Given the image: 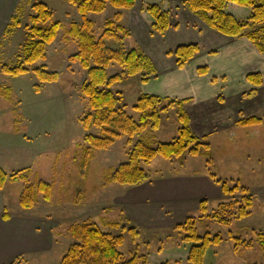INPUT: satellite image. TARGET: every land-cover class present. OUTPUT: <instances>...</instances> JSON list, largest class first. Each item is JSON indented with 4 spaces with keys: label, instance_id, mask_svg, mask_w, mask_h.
I'll use <instances>...</instances> for the list:
<instances>
[{
    "label": "rangeland",
    "instance_id": "374dc122",
    "mask_svg": "<svg viewBox=\"0 0 264 264\" xmlns=\"http://www.w3.org/2000/svg\"><path fill=\"white\" fill-rule=\"evenodd\" d=\"M169 1L179 3L182 0ZM37 2L46 4L53 12L54 21L61 25L55 42L47 47V59L34 65L45 66L49 71L59 74V80L43 85L41 93L34 90L35 85L39 84L34 73L19 77L2 73V65L16 66L21 61L22 46L27 40L25 26L33 13L32 5ZM243 11L248 12L244 9ZM116 12V9L108 6L105 13L89 16L95 24L97 37L104 31L105 21L111 19ZM233 12L239 18H245L247 15L243 12L237 13L234 8ZM17 14L22 26L6 38L9 44L5 50L0 51V87L11 90L8 95L0 93V112L3 113L0 116V167L9 175L30 169L31 181L44 180L50 183L53 186V195L50 202L40 196L35 208L25 210L19 203L23 183L8 182L5 191L10 202L9 212L14 215L20 212L35 217L47 212L58 221L59 218L62 220L63 224L59 229L62 238L59 236L57 238L61 244L50 257L53 264H60L73 243L68 227L83 222L95 223L104 232L123 235L124 244L119 251L124 255L125 261L138 254L148 256V264L162 262L190 264L186 260L187 245L181 234L173 228L162 231L138 228L139 236L133 238L127 231L122 232L106 226V223L108 225L115 222L121 223L126 229L131 226L124 220L120 211L113 210V194L131 186L113 184L103 187V177L109 170L127 162L128 152L133 145H129L128 138L124 137L109 150L96 151L90 165L82 167L85 131L80 119L89 108L87 99L80 93V87L87 78V71L79 63L69 61V58L77 53L78 46L67 34L72 23L82 22L77 7L68 0H22ZM237 40L239 39L236 38ZM133 44L134 42L130 40L126 42L128 49L137 48ZM112 45L110 43V46ZM210 57L199 59L196 63L207 62L205 65L215 74L220 61L217 57ZM256 58L258 59L256 65L264 69V56ZM191 70L189 68L186 72ZM121 71V67L115 64L107 73L113 76ZM261 74L264 79V71ZM160 82L157 80V85ZM151 86L152 84H142L138 76L114 87V91L123 92L126 111L136 121L140 115L133 107L142 95L149 92ZM255 88H257L255 92L249 89L244 95V99L248 101L243 104V109H247L246 112L249 114L241 111L236 123L233 122L236 127L232 129L219 130V127H215L217 131L200 137L202 142L210 145V148L203 149L199 156L185 154L172 160L157 157L149 165H143L151 179L160 176L209 175L211 170L217 180L229 181L231 186L239 183L249 190L252 197L249 217L235 220L230 226L221 225L208 218L198 220V233L201 236L208 231L214 235L220 234L225 239L218 248L214 247L208 251V263L214 262L215 257L217 264L263 263L264 251L257 240L258 234L264 235V83L261 87ZM222 98L220 101H223ZM252 116L262 119V122L252 126L238 125L239 121ZM179 127L177 110L172 109L163 115L157 131H146L145 135L155 137L159 143H168L177 137ZM93 133L97 134L98 131L94 130ZM138 139L135 138L134 142ZM4 148L8 150H5L3 157ZM237 201H242L240 192L226 195L223 201L209 203V214H213L216 210L212 209H217L220 203ZM200 215L198 213L192 217L198 218ZM230 233L241 240L252 241L254 246L235 250L234 243L229 239ZM35 264L48 263L47 260H43Z\"/></svg>",
    "mask_w": 264,
    "mask_h": 264
},
{
    "label": "trees",
    "instance_id": "16d2710c",
    "mask_svg": "<svg viewBox=\"0 0 264 264\" xmlns=\"http://www.w3.org/2000/svg\"><path fill=\"white\" fill-rule=\"evenodd\" d=\"M68 1L77 7L82 17V22L72 23L67 32L78 46L77 53L72 55L69 61L79 63L87 71V78L80 87V93L87 99L89 108L85 116L80 119L85 131L82 167L90 165L96 151L109 150L117 141L127 137L128 144L133 145L128 152V160L104 174L103 187L113 184L132 187L151 180L143 165H149L157 157L166 160L180 158L185 154L197 157L203 149H209L210 145L202 142L191 128V119L186 111L188 100L144 94L133 107L140 115L139 120L136 121L126 111L123 92L114 91L115 86L122 85L130 78L140 76L141 83L147 84L157 74L151 58L144 51L140 48L128 49L126 46L131 32L122 24L123 12L133 10L139 0ZM151 1H142L144 5L141 7V14L150 25L153 35L164 36L171 28V2L169 0H160L159 3ZM108 6L116 9L117 12L111 19L105 21L104 31L97 37L95 24L89 16L105 13ZM181 6L194 14L211 30L229 38H245L261 56H264V0H182ZM233 8L237 13L243 12L247 15L245 18H239L234 14ZM32 9L29 23L25 26L27 40L22 46L21 61L16 66L2 65V73L11 77L34 73L39 83L35 85L34 90L36 93H41L43 85L56 83L59 80V74L49 71L45 66L35 67L34 65L47 59V47L55 42L61 25L54 21L53 12L46 4L34 3ZM18 10L19 7L17 13ZM17 13L12 17L4 38L11 36L22 26ZM110 43L113 45L110 46ZM200 52L199 45L190 44L176 48L171 55L176 59L177 68L182 70ZM115 64L119 65L122 71L109 76L107 71ZM197 73L199 76H206L209 68L201 67ZM247 81L254 87H261L264 79L261 73H251L247 76ZM10 91L8 88H0L2 95H8ZM172 109L177 110V119L180 124L178 135L173 141L159 143L155 137L145 135L146 131H157L161 126L163 115ZM261 122L262 119L252 116L239 121L238 125L252 126ZM94 130L98 133H93ZM135 138L139 139L134 142ZM209 176L221 186L225 195L240 192L242 201L222 203L213 214H209L207 202L202 201L200 217H188L183 224L174 229L181 234L182 240L187 245L186 260L190 264H205L208 251L220 246L225 240L220 234L214 235L208 231L201 236L198 233V220L208 218L221 225L230 226L233 221L251 215L252 197L247 188L240 186L239 183L231 186L229 181L217 180L211 170ZM31 177L30 169L9 175L0 167V189H3L8 182L23 183L19 203L25 210L35 208L40 196L43 200L50 202L53 195V186L50 183L44 180L32 182ZM106 226L122 232L127 231L133 238L139 236V231L132 226L126 229L118 222L108 223V225L106 223ZM69 235L73 243L60 264H148L149 257L138 254L129 261H125L124 255L119 251L124 244L123 235L104 232L95 223L74 224L69 228ZM229 239L234 243L235 250L240 247L254 246L252 241L241 240L234 237L232 233L229 234ZM257 241L264 251V235L258 234ZM161 252L162 249L159 250V253ZM13 264H22V261L19 259ZM161 264L170 263L162 262Z\"/></svg>",
    "mask_w": 264,
    "mask_h": 264
},
{
    "label": "crops",
    "instance_id": "0c3cea01",
    "mask_svg": "<svg viewBox=\"0 0 264 264\" xmlns=\"http://www.w3.org/2000/svg\"><path fill=\"white\" fill-rule=\"evenodd\" d=\"M21 2L0 0V51L9 44L4 34ZM170 2L171 28L164 36L152 34L150 25L141 14L142 1L139 0L133 10L123 12L122 24L131 32L129 40L151 58L157 71L156 76L145 84H152L146 94L188 100L186 111L191 119V128L199 138L218 129L236 127L240 112L247 110L243 109V104L248 101L244 95L249 89L252 92L257 90L248 83L247 76L264 71L256 65V57L261 55L246 39L236 41V38L211 30L183 8L181 1ZM190 44L199 45L201 52L180 70L171 53L180 46ZM210 56L220 61L215 74L205 65L207 62L196 63ZM201 67H208L209 74L200 77L197 70ZM189 68L192 70L186 72ZM157 80L161 81L159 85ZM5 150L8 149H3V157ZM11 152L13 155V149ZM113 195V210L120 211L126 222L136 229L155 231L175 229L188 217L200 213L202 201H206L208 206L226 197L221 186L207 174L154 177L142 185L125 188ZM9 204L4 187L0 189V264H13L19 259L22 264L41 263L43 260L53 264L50 257L61 244L57 238H62V233H59L62 220L59 218L58 221L47 212L36 217L20 212L14 215L8 210ZM207 258L205 264H217V257L210 263Z\"/></svg>",
    "mask_w": 264,
    "mask_h": 264
}]
</instances>
